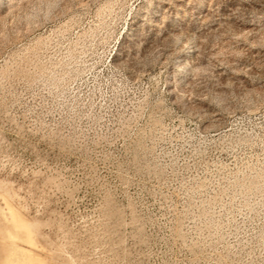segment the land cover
<instances>
[{"label":"rangeland","instance_id":"obj_1","mask_svg":"<svg viewBox=\"0 0 264 264\" xmlns=\"http://www.w3.org/2000/svg\"><path fill=\"white\" fill-rule=\"evenodd\" d=\"M8 206L39 264H264V0H0Z\"/></svg>","mask_w":264,"mask_h":264},{"label":"bare ground","instance_id":"obj_2","mask_svg":"<svg viewBox=\"0 0 264 264\" xmlns=\"http://www.w3.org/2000/svg\"><path fill=\"white\" fill-rule=\"evenodd\" d=\"M8 208V211L5 210L6 212H1L0 215V222L3 224L0 227V235L2 239H4L3 236H7L9 242L11 241L14 244L6 248L7 253L9 252V257L4 258L5 262L10 259L8 262L12 264H39L38 257L34 255L35 253H31L30 250L33 246V240L29 237L30 233L25 221L17 215L16 211L14 213L9 206Z\"/></svg>","mask_w":264,"mask_h":264}]
</instances>
